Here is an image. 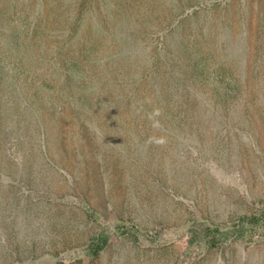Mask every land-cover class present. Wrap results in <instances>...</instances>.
Wrapping results in <instances>:
<instances>
[{
  "label": "rangeland",
  "instance_id": "374dc122",
  "mask_svg": "<svg viewBox=\"0 0 264 264\" xmlns=\"http://www.w3.org/2000/svg\"><path fill=\"white\" fill-rule=\"evenodd\" d=\"M75 1L0 0V21L9 32L16 20L46 31L56 14L74 13ZM125 1L140 11L155 2L154 16L165 22L181 0H96L88 21L107 15L100 5ZM200 21L206 38L216 27V45L230 47L215 45L218 58L227 53L236 66L241 97L227 120L218 112L210 121L203 107L200 125L157 124L120 114L88 90L83 106L67 108L69 124L48 138L37 140L33 124L30 155L25 145L8 146L12 156L0 161V264H264V233L216 248L190 243L202 226L264 211V0H231ZM99 52L111 56L114 43ZM120 224L138 226L137 241L118 236ZM103 230L108 245L94 256L91 240Z\"/></svg>",
  "mask_w": 264,
  "mask_h": 264
},
{
  "label": "trees",
  "instance_id": "16d2710c",
  "mask_svg": "<svg viewBox=\"0 0 264 264\" xmlns=\"http://www.w3.org/2000/svg\"><path fill=\"white\" fill-rule=\"evenodd\" d=\"M230 2L176 1L165 22L154 16L155 2L145 3L140 11L126 1L115 2L109 9L100 5L107 15L100 17L96 11L99 15L89 22L86 13L98 6L96 0L75 1L74 13L56 14V27L46 31L37 32L16 20L9 32L0 21V161L12 156L8 146L27 147L36 141L33 124L37 140L68 125L67 113L72 111L67 108L83 106L88 90L97 94L98 103L121 108L120 114L132 110L136 117L157 124L200 125L203 107L213 112L210 121L215 122L219 112L225 122L234 99L241 97V86L235 87L239 80L228 54L218 58L215 53L217 28L206 29L208 38L203 34L200 13L213 14L216 6L224 9ZM104 41L108 49L114 43L115 52L109 57L99 52ZM216 46L223 52L230 48ZM110 94L119 101H112ZM79 118L85 126V113ZM24 150L23 156L30 155V147ZM115 230L133 241L141 232L135 224H120ZM258 232L264 233V211L242 215L231 225L202 226L190 243L216 248L230 240H252L260 236ZM109 239L105 230L99 232L91 240L90 254L104 251Z\"/></svg>",
  "mask_w": 264,
  "mask_h": 264
}]
</instances>
